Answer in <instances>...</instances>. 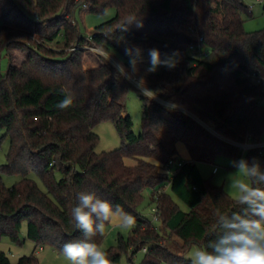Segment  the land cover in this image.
Instances as JSON below:
<instances>
[{"label": "trees", "instance_id": "trees-1", "mask_svg": "<svg viewBox=\"0 0 264 264\" xmlns=\"http://www.w3.org/2000/svg\"><path fill=\"white\" fill-rule=\"evenodd\" d=\"M111 7L115 15L89 38L72 20L77 9L104 14ZM244 14L252 15L245 0H0V130L10 139L0 169V239L21 244L26 222L35 243L34 252L16 263L0 251V264H39L38 247L63 253L65 243L82 238L71 220L82 191L135 217L128 238L119 235L106 250L112 264H123L124 256L125 264H192L185 254L193 244L211 251L209 243L222 233L218 213L243 214L244 207L203 177L198 163H214L221 155L241 159L244 153L264 170V146L244 151L241 145L258 143L264 134V29L246 31ZM90 47L117 52L127 66L126 48L139 47V59L155 48L162 59L176 61L172 69L148 74V88L161 100L140 94L139 134L126 113L132 83L100 54L96 66L85 68ZM14 49L26 52L19 64ZM5 54L9 66L3 71ZM65 96L73 103L60 109ZM175 96L198 118L163 102ZM103 121L113 122L122 144L97 152L100 137L93 129ZM179 143L190 158L170 174L167 164L179 160ZM2 171L22 179L9 187ZM31 172L45 189L28 177ZM145 190L167 236L139 209ZM104 237L95 240L101 245ZM145 248L142 261L135 262Z\"/></svg>", "mask_w": 264, "mask_h": 264}, {"label": "clouds", "instance_id": "clouds-1", "mask_svg": "<svg viewBox=\"0 0 264 264\" xmlns=\"http://www.w3.org/2000/svg\"><path fill=\"white\" fill-rule=\"evenodd\" d=\"M100 54L111 59L107 51H100ZM141 54L139 47L125 49V55L130 57L131 72L121 62L113 66L120 76L134 83L145 97L152 99L155 93L146 86L143 77L135 79ZM148 55L147 72H156L161 66L168 69L176 66L173 57L162 59L158 49H150ZM72 103L73 98L65 96L57 107L66 109ZM233 166L237 169V178L232 187L244 212H234L230 216L218 213L217 226L222 233L209 243L211 251L203 248L195 250L192 264H264V188L260 187L264 185V170L255 159L251 163L240 159L234 161ZM76 200L71 220L83 237L65 243L63 255L71 264H112L107 251L96 242L95 237L105 235L106 225L131 229L136 223L135 217L95 193L79 192Z\"/></svg>", "mask_w": 264, "mask_h": 264}, {"label": "rangeland", "instance_id": "rangeland-1", "mask_svg": "<svg viewBox=\"0 0 264 264\" xmlns=\"http://www.w3.org/2000/svg\"><path fill=\"white\" fill-rule=\"evenodd\" d=\"M245 2L248 5H250L252 9V15H246V14L243 15L245 20L244 27L246 31L253 32L264 29V0H245ZM115 13H116V9L114 7L108 8V10L104 14L90 13L84 9H77L74 13L72 20L73 21L75 20V22H77L81 35L89 38L97 25L112 18L115 15ZM49 46L55 49H59L60 47L59 45H56V43L54 44L51 43ZM70 50H72V48H70ZM100 51H107V50L90 47L84 52L85 68H90L91 66L97 65L98 55L100 54ZM107 52L111 56L110 60L107 59L108 61H110L112 64L116 62H121L123 63L125 68L129 72H131L130 66H127L125 64V61L120 54L113 51H107ZM189 52L197 56L201 55L199 54V51L194 53L191 48L189 49ZM25 56H26L25 51L20 49L13 50V60L15 63L19 64L20 62H22L25 59ZM8 66H9V58L5 54L2 59L3 71H6L8 69ZM148 67H149V56L139 59L137 64L138 72L136 73L135 76V79H139L143 77L147 87H148V74L150 73L146 71ZM162 67L163 66L159 67L158 70L161 69ZM140 94H142L140 90L136 87L134 83H132V88L129 90L127 96L126 113L130 114L133 119V131L136 134H139L142 130L143 113H142V101L140 99ZM154 97L156 99H159L156 95ZM163 102L172 107H178L190 113L195 118H198L196 114H194L189 109V106L182 101L181 97L175 96L171 98L170 101H163ZM262 103L264 105V98L262 100ZM204 124L211 129V127L207 123ZM93 130L100 137L99 144L96 148L97 152L111 151L121 146L122 139L113 122L103 121L97 124ZM4 133L5 130L1 129L0 138H2ZM248 142L252 143L251 141ZM254 144H260V146H264V134L260 142ZM9 149H10V139L8 136H5L2 138L0 142V169L2 165H4L7 161V154L9 152ZM179 150H180L179 160L185 159L183 154V150H185V147L183 144L179 145ZM243 150L245 151L247 149L243 147ZM241 159H244V153ZM239 160L240 159H234L227 155H221L216 159L214 163L199 162L198 166L203 177L210 179V181L215 185L224 187V189L233 198H237L236 192L232 187L234 180L237 178V169L233 166V162ZM173 172H174L173 169L169 171L170 174H172ZM1 174L4 183L9 187L16 184L18 181L22 179V176L19 174H9L3 171L1 172ZM28 177L35 180L42 189H45L43 182L35 172H31L30 174H28ZM174 199L184 211L190 210V207L179 197L174 196ZM154 207L155 204L151 201L150 190H145L144 201L140 204L139 209L148 219L152 221L155 227H157L160 231H163V233H165L167 236V233L164 231V229H162L161 220L156 219L154 216V211H153ZM131 230L132 228L123 229L119 226L106 225L104 241L101 244L102 248L104 250H107L109 247L117 245L119 235H123L124 237L128 238ZM19 235H20V239L22 240L21 244L14 243L9 236H3L0 239V251L5 252L10 258L12 263H16L18 259L23 255L32 254L35 250V243L27 237L26 222H23L21 232ZM169 246L172 247L173 249L177 248L175 246V243L174 244L171 243ZM198 248H200L198 244H193L185 254V257L192 260L194 252ZM145 252L146 251L144 249L140 250L134 257L135 262L140 263L144 257ZM35 254L39 259V264H71V262L66 259L63 253L57 251L56 249L50 246H45L42 249L38 247ZM126 261H127L126 256H124L122 263L125 264ZM161 264H170V263L162 262Z\"/></svg>", "mask_w": 264, "mask_h": 264}, {"label": "built area", "instance_id": "built-area-1", "mask_svg": "<svg viewBox=\"0 0 264 264\" xmlns=\"http://www.w3.org/2000/svg\"><path fill=\"white\" fill-rule=\"evenodd\" d=\"M77 47H73L72 50L76 49ZM191 48L194 49L193 46H191ZM196 52V50H194V53ZM205 54V53H204ZM242 147H244L245 149H249V148H252V147H257V146H260V144H254V143H249L248 141L241 144ZM261 147V146H260ZM183 164V161L182 160H170L169 163L167 164V168H166V171H168L169 169L172 170L176 167H180L181 165ZM153 211H154V216L156 219H158V215H157V207H154L153 208ZM41 249L43 247H40Z\"/></svg>", "mask_w": 264, "mask_h": 264}, {"label": "crops", "instance_id": "crops-1", "mask_svg": "<svg viewBox=\"0 0 264 264\" xmlns=\"http://www.w3.org/2000/svg\"><path fill=\"white\" fill-rule=\"evenodd\" d=\"M181 144H183L184 147H185V150H183L184 158L185 159H189L190 158V155H189L188 149H187V147H186V145L184 143H179L178 144V150H179V145H181ZM179 154H180V150H179ZM144 250L146 251L147 249L145 248Z\"/></svg>", "mask_w": 264, "mask_h": 264}]
</instances>
